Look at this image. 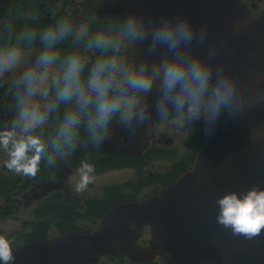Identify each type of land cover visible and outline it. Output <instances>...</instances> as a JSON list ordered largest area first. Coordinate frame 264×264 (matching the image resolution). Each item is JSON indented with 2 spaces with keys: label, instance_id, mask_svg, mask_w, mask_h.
<instances>
[{
  "label": "clouds",
  "instance_id": "9594fccd",
  "mask_svg": "<svg viewBox=\"0 0 264 264\" xmlns=\"http://www.w3.org/2000/svg\"><path fill=\"white\" fill-rule=\"evenodd\" d=\"M69 38L77 48L65 51ZM206 38L207 27L198 28L189 16L152 18L133 10L105 31L92 33L87 23L76 25L63 17L43 29L26 28L0 39V82L14 77L15 102L12 123L0 128L5 167L34 178L42 160L51 165L55 157L73 153L82 133L93 145L102 142L115 121L135 132L154 113L173 115L180 129L191 131L190 125L203 121L208 130L224 113L234 116L264 103V89L249 102L239 77L216 65L214 49L207 54L197 50ZM132 48L142 54L130 60ZM94 173L92 164L81 163L77 193L94 182ZM218 204L217 222L233 235L251 240L264 230V190L254 187L243 198L231 193ZM15 259L11 241L0 235V264H15Z\"/></svg>",
  "mask_w": 264,
  "mask_h": 264
},
{
  "label": "water",
  "instance_id": "95a60500",
  "mask_svg": "<svg viewBox=\"0 0 264 264\" xmlns=\"http://www.w3.org/2000/svg\"><path fill=\"white\" fill-rule=\"evenodd\" d=\"M152 18L189 16L206 40L197 50H215V63L237 75L247 97L264 89V11L254 16L239 0H101L98 15L125 18L130 11ZM142 53L134 49L133 59ZM250 87V90L248 89ZM251 91V93H250ZM264 103H254L236 115H221L206 130L207 140L193 168L157 195L119 204L104 214L92 233L71 231L53 240H34L15 250V264H99L114 256L148 264H264V230L254 239L233 235L217 222L218 200L252 188L264 190ZM158 117L129 132L112 125L111 135L99 142L107 154L132 156L147 147L149 131ZM216 130V129H215ZM136 227L149 226L152 241L140 247Z\"/></svg>",
  "mask_w": 264,
  "mask_h": 264
},
{
  "label": "flooded vegetation",
  "instance_id": "af4514ba",
  "mask_svg": "<svg viewBox=\"0 0 264 264\" xmlns=\"http://www.w3.org/2000/svg\"><path fill=\"white\" fill-rule=\"evenodd\" d=\"M100 1L5 0L4 6L0 8V39L14 37L26 28L43 29L63 17L70 18L76 25L87 23L92 33L105 31L110 24H115L122 19L114 15H98L96 9ZM239 1L245 3L254 16L264 11V0H258L259 3L249 0ZM76 48L77 45L71 38L64 45L65 51ZM80 50L83 51V48L81 47ZM133 50L134 48L130 49L128 53L130 60L134 56ZM34 55V51L29 53V61L34 58ZM88 55L92 60L96 58L95 54ZM6 88H10L11 98L6 99L2 107L8 102L15 105L12 84L0 85V92H4ZM248 89L250 90V87ZM244 92L250 103L256 100L257 97H247L246 88ZM174 120L173 115L155 120L149 131L147 147L139 154L132 156L107 154L101 150L99 143L91 144L87 135L82 133L80 144L73 153L55 157L51 165L45 158L34 178L9 171L5 167V161L8 158L6 154L0 171V177L4 178L0 185V194L7 193L4 202L11 201L12 193H19V196L12 201L26 206L30 204L31 208L37 207V209L35 218L25 224L23 232H13L15 236L12 237L4 236L7 239L10 238L13 244L18 243L17 238L20 236L21 240L27 244L34 240H53L71 231L92 233L100 227L102 217L112 207L144 201L174 184L178 178L193 168L207 140V131L204 128L190 125L191 131L188 127L180 129L175 125ZM55 121V115L49 118V126L43 133L46 138L51 135ZM212 131H217L216 124ZM51 154L52 149L49 148L48 155ZM80 157L78 163L77 159ZM82 162H88L95 167L94 176L96 177L119 172L120 183L108 182L103 187L104 197L102 198L87 197L86 190L83 196L73 195V192H76V182L72 186L71 175L77 171L75 177L79 176L78 168ZM19 223L23 224V222ZM87 224L90 225L89 228ZM51 228L57 229L58 234L50 236ZM135 229L141 234L136 244L140 247L148 246L152 240L151 228L135 226ZM25 244L12 246V248ZM106 258L138 264L126 258L113 256L103 257L102 260Z\"/></svg>",
  "mask_w": 264,
  "mask_h": 264
},
{
  "label": "rangeland",
  "instance_id": "374dc122",
  "mask_svg": "<svg viewBox=\"0 0 264 264\" xmlns=\"http://www.w3.org/2000/svg\"><path fill=\"white\" fill-rule=\"evenodd\" d=\"M5 0H0V8L4 6L3 2ZM15 1V0H12ZM56 1V0H54ZM249 1H253L255 3H259L258 0H249ZM14 79L13 76H9L7 82H4L6 84L11 85L12 84V80ZM2 82H0L1 85ZM7 98H11V95L8 94L7 90L3 93L0 94V128L6 127L8 125H10L14 119L15 116V105H13L11 108H8V111H6L5 107H2V104L6 101ZM2 149H0L1 151ZM79 159H77V162L79 163ZM1 163V161H0ZM77 175V171H75L72 175H71V184L73 186V183H77L79 180V176ZM2 180H4V178L1 176L0 177V185ZM116 181V183H120L121 181V174L119 172H113V173H107L105 175H103L102 177H96L94 176V182L89 184L88 188L86 189L85 195L87 197H97V198H102L104 197V191H103V187L105 185H107L108 182L114 183ZM6 194H0V235H2L3 231L5 232V234L9 235V237L15 236L14 234H12L13 232H23L24 230V226L25 224H27L28 222H30L33 218H35V211L37 209L36 208H31L30 204L29 205H20L17 202L12 201L13 198L18 197V194L12 193L10 198L11 201L8 202H4V199L6 197ZM73 195H77V196H83V193H77V192H73ZM102 205V204H101ZM8 207V208H6ZM18 207V211L17 210ZM100 209V208H99ZM34 210V213H33ZM5 215V216H3ZM67 215V214H66ZM65 215V216H66ZM19 222H23V224L21 225ZM82 226H84V224H80ZM88 228H89V224H87ZM57 229L55 228H51L49 230V235L50 236H55L57 235ZM10 240V238H8ZM11 241V240H10ZM17 244H12V246H19L21 244H25L24 241L21 240V237L19 236L17 238ZM100 264H128V261L126 260H120V259H103L102 262ZM151 264H162V262L157 259L155 260V262L151 263Z\"/></svg>",
  "mask_w": 264,
  "mask_h": 264
},
{
  "label": "trees",
  "instance_id": "16d2710c",
  "mask_svg": "<svg viewBox=\"0 0 264 264\" xmlns=\"http://www.w3.org/2000/svg\"><path fill=\"white\" fill-rule=\"evenodd\" d=\"M2 234H5V232L3 231V233Z\"/></svg>",
  "mask_w": 264,
  "mask_h": 264
}]
</instances>
